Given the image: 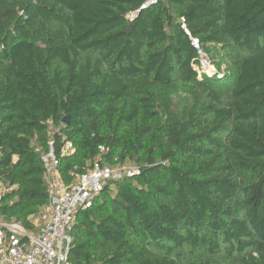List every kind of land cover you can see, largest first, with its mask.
Returning a JSON list of instances; mask_svg holds the SVG:
<instances>
[{"label":"trees","instance_id":"obj_1","mask_svg":"<svg viewBox=\"0 0 264 264\" xmlns=\"http://www.w3.org/2000/svg\"><path fill=\"white\" fill-rule=\"evenodd\" d=\"M146 1L0 0V216L47 204L53 124L65 181L139 167L77 212L72 264H264V0Z\"/></svg>","mask_w":264,"mask_h":264},{"label":"built area","instance_id":"obj_2","mask_svg":"<svg viewBox=\"0 0 264 264\" xmlns=\"http://www.w3.org/2000/svg\"><path fill=\"white\" fill-rule=\"evenodd\" d=\"M158 0H147L143 8H148ZM134 18L136 13H131ZM193 45L203 55L202 70L211 67L210 57L203 53L198 39H192ZM210 74L208 72H205ZM49 147H38L44 166V178L48 187L47 204L33 214L30 220L33 228H27L22 222L0 216V264H72L68 259L72 242L71 231L77 212L92 204L107 184L139 172L136 164L111 165L101 158L91 162L87 169L73 173L70 182L64 180L61 172V155L74 152L71 141L63 138L60 155L56 151L55 133L50 125ZM101 152L105 148L101 147ZM6 186L0 184V200Z\"/></svg>","mask_w":264,"mask_h":264},{"label":"rangeland","instance_id":"obj_3","mask_svg":"<svg viewBox=\"0 0 264 264\" xmlns=\"http://www.w3.org/2000/svg\"><path fill=\"white\" fill-rule=\"evenodd\" d=\"M203 53H206V52H204V51H202ZM207 54V53H206ZM200 55H201V62H203V55L200 53ZM208 56H209V54H208ZM210 61H211V59H210ZM224 65H222V69H224ZM216 69H217V65H215L213 62H211V67L210 68H207V69H204L205 70V72H208V73H210V74H214L215 72H216Z\"/></svg>","mask_w":264,"mask_h":264},{"label":"water","instance_id":"obj_4","mask_svg":"<svg viewBox=\"0 0 264 264\" xmlns=\"http://www.w3.org/2000/svg\"><path fill=\"white\" fill-rule=\"evenodd\" d=\"M69 122H70V115L66 116V117L64 118V120H63V123H64L65 125H68Z\"/></svg>","mask_w":264,"mask_h":264}]
</instances>
